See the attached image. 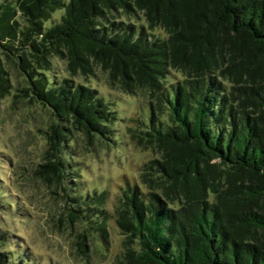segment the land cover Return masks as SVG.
<instances>
[{
  "label": "trees",
  "instance_id": "1",
  "mask_svg": "<svg viewBox=\"0 0 264 264\" xmlns=\"http://www.w3.org/2000/svg\"><path fill=\"white\" fill-rule=\"evenodd\" d=\"M0 47L52 116L37 173L54 175L80 215L69 217L104 244L105 193L72 188V147L78 136L115 145L116 114L75 78L99 69L111 90L147 98L148 120L127 134L154 159L120 192L114 264H264V0H1ZM53 58L68 78H50ZM10 87L0 62V90ZM28 260L0 253V264Z\"/></svg>",
  "mask_w": 264,
  "mask_h": 264
},
{
  "label": "rangeland",
  "instance_id": "2",
  "mask_svg": "<svg viewBox=\"0 0 264 264\" xmlns=\"http://www.w3.org/2000/svg\"><path fill=\"white\" fill-rule=\"evenodd\" d=\"M62 14V10L53 13L44 27L59 23ZM154 34L164 36L160 30ZM15 54L0 47V62L11 86L8 92L0 90V253L24 255L29 264H114L123 240L115 224L120 192L125 183L140 187V168L154 159L152 152L136 147L127 134V129L134 126L132 121L148 120L149 102L141 93L130 96L111 90L106 75L99 69L87 80L75 78L77 84L97 90L116 114L112 124L115 145L106 147L98 141L90 144L78 136L72 147L76 171L72 188L76 186L79 194L90 200L105 193L104 203L99 207L104 212L99 216L107 224L104 244L80 218L69 217L74 212H70V203L54 175L46 179L37 173L52 116L23 92L25 78L13 61ZM52 65L51 79L68 78L65 62L53 58ZM178 77L171 71L168 80L174 82ZM82 233L86 235L84 245L78 238Z\"/></svg>",
  "mask_w": 264,
  "mask_h": 264
}]
</instances>
